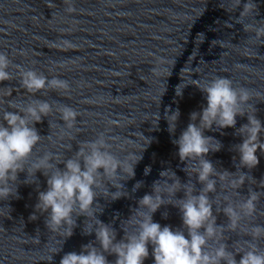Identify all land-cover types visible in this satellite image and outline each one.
<instances>
[{
    "label": "water",
    "instance_id": "1",
    "mask_svg": "<svg viewBox=\"0 0 264 264\" xmlns=\"http://www.w3.org/2000/svg\"><path fill=\"white\" fill-rule=\"evenodd\" d=\"M0 264H264V0H0Z\"/></svg>",
    "mask_w": 264,
    "mask_h": 264
}]
</instances>
